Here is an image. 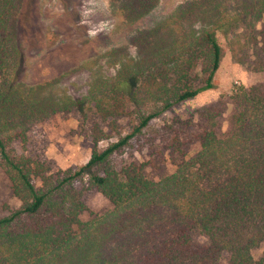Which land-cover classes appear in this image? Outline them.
<instances>
[{"label": "trees", "instance_id": "16d2710c", "mask_svg": "<svg viewBox=\"0 0 264 264\" xmlns=\"http://www.w3.org/2000/svg\"><path fill=\"white\" fill-rule=\"evenodd\" d=\"M19 1L0 0V169L19 202L0 215V264H67L75 258L79 264H264V252L256 258L250 253L264 240V82L231 88L222 133L221 97L198 108L195 121L149 126L174 104L213 87L222 56L216 34L257 19L264 0L232 13L215 0H188L131 34L127 58L70 100L78 109L91 104L109 132L94 125L87 161L55 172L11 146L46 117L18 79L24 62ZM111 1L129 22L145 18L158 3ZM257 35L264 54V25ZM115 116L128 119L125 133L117 131ZM192 141L197 149L188 155L184 146ZM124 151L128 159L117 158ZM165 160L170 172L163 170ZM82 179L111 204L84 222L82 191L74 186ZM196 235L205 241L196 242Z\"/></svg>", "mask_w": 264, "mask_h": 264}, {"label": "rangeland", "instance_id": "374dc122", "mask_svg": "<svg viewBox=\"0 0 264 264\" xmlns=\"http://www.w3.org/2000/svg\"><path fill=\"white\" fill-rule=\"evenodd\" d=\"M185 1L188 0H158L148 16L129 22L111 0H20L15 15L24 62L18 79L27 99L44 106L46 117L29 126L23 142L11 144L14 152L43 162L49 172L75 169L87 161L93 146L92 128L97 125L109 132L107 121H102L88 102H83L82 108L78 109L70 100L81 98L90 91L94 81L112 74L117 60L127 58V53L132 51L131 34ZM215 1L228 13L247 6L252 8L255 2ZM257 9L260 14L257 19L240 23L225 36L216 34L222 56L213 76V87L174 104L152 119L150 127L159 128L173 120L187 118L195 121L198 108L221 97L225 108L218 117V130L221 133L226 130L231 88L264 82V54L259 49L257 35V30L264 25V7L257 6ZM113 122L120 134L129 128L125 116H115ZM113 139L110 136L98 141L96 148L105 147ZM196 149L194 141L184 146L188 155ZM147 155L144 149V156ZM129 156L124 151L117 158L128 159ZM132 156L140 158L137 152H132ZM164 167V171L172 170L167 160ZM74 186L82 191L80 198L86 206L79 216L80 221L92 220L110 210L109 201L94 188L87 187L84 179ZM18 203L0 169V215L17 207ZM194 239L198 243L205 241L202 235H196ZM262 252L264 240L250 251L254 258ZM80 261L75 258L73 263L67 264H79ZM44 264L55 263L49 259Z\"/></svg>", "mask_w": 264, "mask_h": 264}]
</instances>
